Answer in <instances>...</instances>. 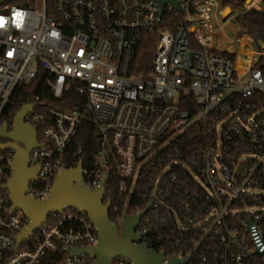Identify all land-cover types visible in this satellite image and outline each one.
Listing matches in <instances>:
<instances>
[{
    "label": "built area",
    "instance_id": "2783aa9c",
    "mask_svg": "<svg viewBox=\"0 0 264 264\" xmlns=\"http://www.w3.org/2000/svg\"><path fill=\"white\" fill-rule=\"evenodd\" d=\"M239 1L178 0V10L166 4L163 14L156 0L0 4V109L40 67L56 98L72 89L83 98L47 114L31 102L25 121L39 126L42 146L29 152L28 167L39 168L25 194L39 201L49 194L89 120L98 149L73 167L81 161L88 189L104 181L103 202L119 230L127 214L142 213L134 232L165 262L264 264V45L236 28L229 36L233 23L223 16L225 7L237 15L264 10V0ZM166 12L179 14L173 29L161 26ZM147 42L155 50L141 70ZM15 155L0 150V264H92L95 257L78 250L96 246L98 233L73 207L51 211L18 242L29 220L4 188Z\"/></svg>",
    "mask_w": 264,
    "mask_h": 264
},
{
    "label": "water",
    "instance_id": "95a60500",
    "mask_svg": "<svg viewBox=\"0 0 264 264\" xmlns=\"http://www.w3.org/2000/svg\"><path fill=\"white\" fill-rule=\"evenodd\" d=\"M161 14L164 5L172 4L179 9L178 0H156ZM6 0H0L3 4ZM35 108V104L25 103L15 113L11 128L4 122L0 127V150L9 147L16 149L14 160L10 163L11 177L4 185L9 190L12 208L22 210L28 218V224L21 230L17 239L20 242L29 236L41 224L45 223L51 211L60 212L66 207L84 211L89 216L98 233V244L88 249L78 250L95 257L92 264H109L112 258L122 257L132 264H177L176 257L164 261L163 253H158L140 242V236L134 232L142 213L127 214L120 226L110 218L109 200L103 202L104 181L94 189H88L82 176L81 161L75 167L60 168L49 194L43 200H35L25 194L31 179L35 177L38 166L28 167V155L31 149L42 146L37 141L36 128L25 121V117ZM185 258L183 262H187Z\"/></svg>",
    "mask_w": 264,
    "mask_h": 264
},
{
    "label": "trees",
    "instance_id": "16d2710c",
    "mask_svg": "<svg viewBox=\"0 0 264 264\" xmlns=\"http://www.w3.org/2000/svg\"><path fill=\"white\" fill-rule=\"evenodd\" d=\"M28 0H6V4H24ZM224 6L233 4V6H241L239 0H221ZM179 18V14L166 12L163 17L161 26H169L171 29L175 27ZM235 23L242 33L248 34L256 43L258 49L264 45V10L255 8L249 9L240 13L235 18ZM145 39H153L149 34H145ZM155 39V36H154ZM250 44V41H248ZM155 50L153 42L146 43L145 48L141 50V60L145 61V65L140 69H149L151 56ZM247 52V51H244ZM243 53V52H242ZM242 53L239 54L237 65L241 69L243 66ZM251 53V51L247 52ZM47 72L43 68H38L36 76L30 81L23 83L17 87L11 95L9 101L0 109V123L7 122L11 124L15 113L25 103L36 102L37 111L47 114L49 106H57L63 109H70L78 106L83 98L78 95L73 89L67 91L62 97L56 98L53 95L51 87L46 83ZM35 98H37L35 100ZM1 103V99H0ZM44 125V123H41ZM39 130V126L36 125ZM98 135L93 123L89 120H84L79 129L65 150L63 157V166L66 168L73 167L79 158H84L87 155L94 153L98 149ZM113 201V199L111 198ZM127 212H133L132 205L125 209ZM110 218L114 221L115 216L112 210L109 211Z\"/></svg>",
    "mask_w": 264,
    "mask_h": 264
},
{
    "label": "rangeland",
    "instance_id": "374dc122",
    "mask_svg": "<svg viewBox=\"0 0 264 264\" xmlns=\"http://www.w3.org/2000/svg\"><path fill=\"white\" fill-rule=\"evenodd\" d=\"M6 5H9V4H6ZM237 10H235V11H231L228 7H225L224 9H223V16L225 17V19L224 20H226V21H230L231 23H233L231 26L229 25H227V27H226V29H227V34L229 35V36H233L234 35V31H235V29L234 28H236L237 29V31L239 32L240 31V29L238 28V26L236 25V23H235V18L239 15H237ZM231 13H232V15H231ZM221 16V15H220ZM211 19H212V21H215L216 19H217V16H216V14L215 13H212L211 14ZM220 21H222V18L220 17ZM120 223V225H121V222H119Z\"/></svg>",
    "mask_w": 264,
    "mask_h": 264
},
{
    "label": "bare ground",
    "instance_id": "6f19581e",
    "mask_svg": "<svg viewBox=\"0 0 264 264\" xmlns=\"http://www.w3.org/2000/svg\"><path fill=\"white\" fill-rule=\"evenodd\" d=\"M231 15H232V13H231ZM236 68H237V69H240V68L238 67V65H237V61H236Z\"/></svg>",
    "mask_w": 264,
    "mask_h": 264
},
{
    "label": "flooded vegetation",
    "instance_id": "af4514ba",
    "mask_svg": "<svg viewBox=\"0 0 264 264\" xmlns=\"http://www.w3.org/2000/svg\"><path fill=\"white\" fill-rule=\"evenodd\" d=\"M0 141H6V139H2V138H0Z\"/></svg>",
    "mask_w": 264,
    "mask_h": 264
}]
</instances>
